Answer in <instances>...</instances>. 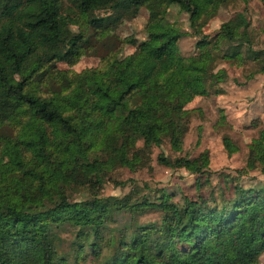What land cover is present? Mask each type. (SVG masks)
Returning a JSON list of instances; mask_svg holds the SVG:
<instances>
[{"label":"trees","instance_id":"obj_1","mask_svg":"<svg viewBox=\"0 0 264 264\" xmlns=\"http://www.w3.org/2000/svg\"><path fill=\"white\" fill-rule=\"evenodd\" d=\"M230 1L0 0V183L9 181L18 192L16 185L39 181L41 195L52 184L47 191L59 196L38 211L29 210L32 204L0 211V240L27 242L43 221L51 226V236L45 232V238L59 244V264H84L79 245L89 236L86 229L127 207L119 198L115 204L112 196L101 199L97 191L113 166L151 169L153 149L168 143L179 155L172 158L161 150L160 165L196 175L211 173L208 151L197 157L181 155L193 113L186 107L197 96L224 92L228 71L211 69L221 44L241 45L237 59L264 62V48L255 47L245 12L223 22L213 37L203 32L206 20ZM173 4L188 13L192 35L198 39L194 55L184 56L179 50L186 34L168 19ZM143 7L149 12L145 37L134 53L113 52L101 66L80 73L50 71L60 61L69 63L70 53H74L71 63L75 62L89 44L84 32L73 28L80 20L96 30L109 28ZM97 11L116 15L97 16ZM222 142L229 156L239 150L227 134ZM249 146L247 165L238 174L255 169L264 174V129ZM79 180L85 183V199H70L69 190ZM156 192V198L132 201L139 212L137 227L151 226L146 234L158 228L170 247L177 241L181 246L190 244L184 255L191 264H260L264 188L226 182L218 194L196 198L186 194L176 198L165 188ZM20 197L23 203L36 198L24 193ZM146 214L158 219L141 222ZM73 230L72 250L65 252L61 233ZM210 243L235 247L236 258H228L226 252L209 255L205 247ZM118 264H154V258L133 240Z\"/></svg>","mask_w":264,"mask_h":264},{"label":"rangeland","instance_id":"obj_2","mask_svg":"<svg viewBox=\"0 0 264 264\" xmlns=\"http://www.w3.org/2000/svg\"><path fill=\"white\" fill-rule=\"evenodd\" d=\"M240 11L245 12L251 20L255 47L264 48V5L259 0H250L248 3L232 0L227 4H221L204 23L203 32L212 37L215 36L221 24L234 19ZM108 13L116 15L107 11H97L96 15L106 16ZM148 16V10L143 7L138 12L125 14L117 25L99 30L94 29L87 21L80 20L73 28L84 32V37L89 40V44L75 62L60 61L50 71L80 73L101 66L106 58L114 55L113 52L120 55L134 53L145 37ZM168 19L186 34L179 41L180 52L184 56L196 54L198 39L192 35L193 30L188 13L173 4L169 8ZM242 49L239 44L220 45V48L215 51L217 59L211 69L216 71L224 68L228 71L229 79L222 84L224 92L197 96L186 107L193 113L181 155L190 154L197 157L202 152L208 151L211 173L196 175L190 174L185 169L174 170L160 165L157 162V156L161 150L172 158L179 155L171 150L168 143H165L162 149H153L151 169L140 168L137 171H131L125 167L113 166L103 185L97 188L100 195L109 196L107 195L109 192L122 191L123 189L117 184L122 179L123 181L144 180V183H147L148 179H154L159 185L158 188H165L176 198L184 194L194 198L199 195L218 194L225 187L226 182L229 186L237 182L244 188H264V174L260 170H250L243 175L237 172V170L245 169L249 157V145L253 139L260 136L264 129V62L262 59L260 61L235 58L234 56L240 54ZM225 134L229 135L239 147V150L230 156L222 142ZM135 186L139 187L138 184L132 187ZM85 189V183L79 180L69 192L70 194L81 192L85 196L87 194L83 193ZM130 192L131 189L128 193ZM156 196L157 192H154L150 198L153 199ZM157 219L156 214H146L140 218V221L148 222ZM75 234L74 230L61 233L65 252H71V240ZM260 264H264V255L260 256Z\"/></svg>","mask_w":264,"mask_h":264},{"label":"clouds","instance_id":"obj_3","mask_svg":"<svg viewBox=\"0 0 264 264\" xmlns=\"http://www.w3.org/2000/svg\"><path fill=\"white\" fill-rule=\"evenodd\" d=\"M76 39L82 40V35H77ZM83 39H86V37H83ZM73 54L70 53L69 57H66L69 63L72 62L70 57ZM15 82L13 81V83ZM53 84H55V81H53ZM188 163L191 164L194 161ZM28 184H32V187L28 188ZM132 184H138L139 187L133 188ZM39 187V181L33 183L29 180L24 185H16V188L19 189L17 192L14 188L9 187V181L0 183V211L6 212L12 206L28 208L29 204L33 205V208L29 209L30 211H38L41 208H48L53 201L59 200L58 195L47 191L53 187L52 184H48L44 190L47 193L46 195H41L37 191ZM120 187L123 189L122 191L109 192L107 195L113 197L114 204L118 202L117 198H119V201L126 203L127 207L121 208L119 215L114 214L108 220L97 221L86 229L89 236L86 240L81 241L79 245L83 250L84 264H118L119 258L127 254L133 240L144 246L146 252L154 258V264H191V260L184 255L185 251L191 249L190 244L183 243V246H181V242L177 241L175 247H170L169 239L161 235L158 228L146 234L145 230L151 228L150 225L137 227L139 212L132 201H143L145 197L151 196L159 187L157 181L148 179L145 186L144 180H139L125 186L122 179ZM129 189H131V195H128ZM20 193L36 198H30L27 203H23ZM49 197H51V200ZM100 198L103 199V194ZM70 199L84 200L85 196L81 192H75ZM99 215L103 216V211ZM41 223L43 227L37 228L32 234V239L27 242L13 243L10 239L7 241L0 240V264H45V261H47V264H53L54 259L59 264V244L56 243L54 246L49 239L45 238V232H48L51 236V226L43 221ZM205 251L209 255L226 252L230 259H235L237 255L235 247L221 246L218 248L215 243L208 244ZM201 256H203V253Z\"/></svg>","mask_w":264,"mask_h":264}]
</instances>
